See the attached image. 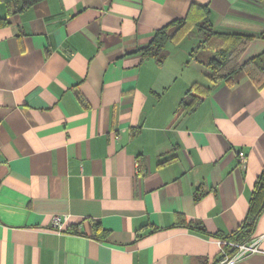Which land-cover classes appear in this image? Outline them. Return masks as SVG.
I'll return each mask as SVG.
<instances>
[{
  "label": "crops",
  "instance_id": "crops-1",
  "mask_svg": "<svg viewBox=\"0 0 264 264\" xmlns=\"http://www.w3.org/2000/svg\"><path fill=\"white\" fill-rule=\"evenodd\" d=\"M192 6L216 32L255 37L241 63L264 53V0H44L16 15L0 3V264L220 255L213 234L240 226L264 169V85L223 83L182 110L211 73L179 56L185 40L163 64L139 50ZM252 240L260 252L232 264H264V212Z\"/></svg>",
  "mask_w": 264,
  "mask_h": 264
},
{
  "label": "trees",
  "instance_id": "trees-1",
  "mask_svg": "<svg viewBox=\"0 0 264 264\" xmlns=\"http://www.w3.org/2000/svg\"><path fill=\"white\" fill-rule=\"evenodd\" d=\"M44 0H0L10 15L21 14ZM6 19H0V26L7 25ZM199 40L190 57L208 70L209 79L213 83L211 88L201 84H194L186 93L180 107L183 111L193 112L212 93L215 87L225 83L235 86L243 79L249 78L259 87L264 85V53L241 63V59L255 40L254 36L241 34H223L216 32L211 23V11L208 7L192 6L189 16L185 20L176 21L169 26L157 31L151 43L140 49L144 58L155 59L163 64L168 57L167 44L182 42L187 37ZM201 51L210 52L206 58L200 55ZM204 197L200 189L195 193V202H200ZM264 212V169L258 177L246 217L240 226L232 233L213 234V237L222 242V251L213 264H227L232 259L238 248L236 245L250 243L255 234L259 219ZM174 227L193 229L201 234H207L203 226H194L181 220ZM204 264H208L205 262Z\"/></svg>",
  "mask_w": 264,
  "mask_h": 264
},
{
  "label": "built area",
  "instance_id": "built-area-1",
  "mask_svg": "<svg viewBox=\"0 0 264 264\" xmlns=\"http://www.w3.org/2000/svg\"><path fill=\"white\" fill-rule=\"evenodd\" d=\"M238 156H239V163H240L241 167L243 169H247L249 161H248L246 154L244 152H240L238 154ZM61 223H62L61 217L55 216L53 218V229L60 231L62 229ZM236 247L238 248L236 255L232 259H230L227 264H232L234 261H236L238 259H241L243 257H247L250 254H255V253L260 252V248L258 246V241L252 240L250 243L239 244V245H236Z\"/></svg>",
  "mask_w": 264,
  "mask_h": 264
},
{
  "label": "rangeland",
  "instance_id": "rangeland-1",
  "mask_svg": "<svg viewBox=\"0 0 264 264\" xmlns=\"http://www.w3.org/2000/svg\"><path fill=\"white\" fill-rule=\"evenodd\" d=\"M184 40H185V42L183 44H181V46H180L179 49H177L178 54H180V51L182 49L183 50H186V51L187 50H189V51L193 50L194 48H196V46H197V44L199 42V40L197 38H195L194 36L193 37H187V38L183 39L182 42ZM172 45H175L176 46V44H172ZM181 53L182 54H180L179 56H181V55L183 56V51ZM199 54L202 55V56H205L206 58H208L211 55L210 52H206V51L205 52L202 51V53H199ZM179 58H181V57H179Z\"/></svg>",
  "mask_w": 264,
  "mask_h": 264
}]
</instances>
